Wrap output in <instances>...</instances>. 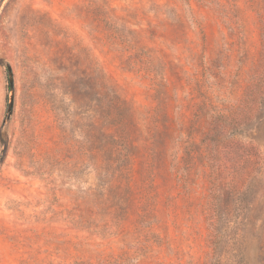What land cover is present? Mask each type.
<instances>
[{
  "label": "rangeland",
  "instance_id": "1",
  "mask_svg": "<svg viewBox=\"0 0 264 264\" xmlns=\"http://www.w3.org/2000/svg\"><path fill=\"white\" fill-rule=\"evenodd\" d=\"M0 264H264V0H0Z\"/></svg>",
  "mask_w": 264,
  "mask_h": 264
},
{
  "label": "water",
  "instance_id": "2",
  "mask_svg": "<svg viewBox=\"0 0 264 264\" xmlns=\"http://www.w3.org/2000/svg\"><path fill=\"white\" fill-rule=\"evenodd\" d=\"M8 77H9L10 90H9V100H8V107H7V115L9 116L11 114V112H12L14 95H13L11 73L8 74Z\"/></svg>",
  "mask_w": 264,
  "mask_h": 264
}]
</instances>
